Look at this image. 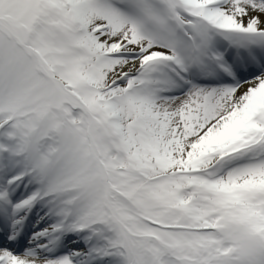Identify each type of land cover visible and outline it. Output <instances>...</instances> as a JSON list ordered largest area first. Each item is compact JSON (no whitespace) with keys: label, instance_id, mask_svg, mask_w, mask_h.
Wrapping results in <instances>:
<instances>
[{"label":"snow or ice","instance_id":"1","mask_svg":"<svg viewBox=\"0 0 264 264\" xmlns=\"http://www.w3.org/2000/svg\"><path fill=\"white\" fill-rule=\"evenodd\" d=\"M0 264H264V0H0Z\"/></svg>","mask_w":264,"mask_h":264}]
</instances>
